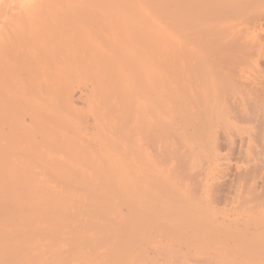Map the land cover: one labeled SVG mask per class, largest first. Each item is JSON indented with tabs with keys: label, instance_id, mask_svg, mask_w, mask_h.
Wrapping results in <instances>:
<instances>
[{
	"label": "bare ground",
	"instance_id": "6f19581e",
	"mask_svg": "<svg viewBox=\"0 0 264 264\" xmlns=\"http://www.w3.org/2000/svg\"><path fill=\"white\" fill-rule=\"evenodd\" d=\"M0 199V264H264V0H0Z\"/></svg>",
	"mask_w": 264,
	"mask_h": 264
},
{
	"label": "rangeland",
	"instance_id": "374dc122",
	"mask_svg": "<svg viewBox=\"0 0 264 264\" xmlns=\"http://www.w3.org/2000/svg\"><path fill=\"white\" fill-rule=\"evenodd\" d=\"M13 12H14V11H13ZM82 81H83V82H82ZM82 81H80V82H81L83 85L80 83V86H78V87H77V86H73V90H75V92H78V89L81 87V85H82V87L84 86V84H85L86 81H84V80H82ZM75 84H76V82H75ZM78 84H79V81H78ZM76 85H77V84H76ZM85 85H86V84H85ZM76 87H77V89H76ZM82 87H81V88H82ZM84 87H85V86H84ZM81 88L79 89V91H80V90H83V89H81ZM75 98H76V97H75ZM79 100H83V98H82V99L75 100V102H76V101H78V102H76V103L72 102L71 104L74 103L73 106L75 105V106L78 108V109H75V110L77 111V113H79V112H83V113H84L87 109H85L86 105L82 104V102L86 103V97L84 98L85 101H79ZM71 101H72V100H71ZM79 102H80V103H79ZM79 104H80V105H79ZM84 106H85V107H84ZM76 107H74V108H76ZM83 107H84V108H83ZM80 108H81V109H80ZM82 109H83L84 111H83ZM79 110H80V111H79ZM78 111H79V112H78ZM86 113H87V111H86ZM79 114H80V113H79ZM81 114H82V113H81ZM84 115H85V114H84ZM85 117H87L86 119H88V120H86V121L90 124V123H91V119H89L90 117L88 116V114H87ZM88 117H89V118H88ZM26 122H27V121H26ZM88 123L86 124V127H85V128L82 126V127L84 128V130H83L82 127L80 128V130L82 129V130L84 131V133H85V130H87L86 128L89 127V124H88ZM84 133H83V134H84ZM24 160H25V159H24ZM34 161H36V163H34ZM34 161H32V164H33V163H34L35 165H36V164H39V163H38L39 160H38V162H37V159L34 160ZM34 164H33V165H34ZM33 165H30V168L35 167V166H33ZM162 165H163V166H162ZM162 165H160L162 168H164V167L166 166V164H165V165L162 164ZM31 166H32V167H31ZM36 167H37V165H36ZM37 168H39V166H38ZM37 168H36V169H35V168L32 169L31 171H29V173L31 174V173L33 172L32 174H33V175H36L35 173H38V172H39L38 170H41V168L38 169V170H37ZM29 170H30V169H29ZM33 170H36V171H38V172H34ZM40 172H41V171H40ZM40 172H39L38 176H40V174H41ZM32 174H31V176H32ZM42 175H43V174H42ZM35 177H36V178H35ZM40 177H41V176H40ZM40 177L34 176L33 179H34V181H35V179H37V178H38L37 180H39ZM48 177H49V176H48ZM41 178H42V179H41ZM41 178H40L41 180H43V179H45V181H46V180H49V179L47 178V176H45V175H43ZM43 181H44V180H43ZM50 181H51V180H49V182H47V183H50ZM26 182H27V181H26ZM45 183H46V182H45ZM51 183H52V182H51ZM49 185H50V184H49ZM49 185H48V186H49ZM52 186H54V185H53V184L50 185V187H52ZM81 193L84 194V192H81ZM82 194H79V195H82ZM85 195H87V193H85V194L82 195L81 197L79 196V197L81 198L80 200H82V198H85V197H86ZM79 197H78V198H79ZM133 197H134V199L136 200L137 197H136L135 195H133ZM3 199H4V198H3ZM87 199H88V197H87ZM87 199H85V200L83 199V200H84V203L86 202V204H88V201H89V200H87ZM0 200H1V199H0ZM83 200H82V202H83ZM86 200H87V201H86ZM135 200H134V201H135ZM137 201H138V200H136V202H137ZM0 202H2V200H1ZM3 202H4V201H3ZM136 202H135V203H136ZM0 204H1V203H0ZM2 204H3V203H2ZM2 204H1V205H2ZM1 205H0V210L2 209V208H1ZM2 206H3V205H2ZM68 207H69V205H67V209L65 208L66 211L69 210ZM17 209L20 211L19 208H17ZM14 210H15V209H14ZM72 210H73V209H72ZM6 211H7V210H6ZM6 211L4 212V210H3V213H7ZM19 211H18V213H20ZM9 212L11 213V211H8V213H9ZM67 212H68V211H67ZM13 213H15V212H13ZM16 213H17V212H16ZM16 213H15L14 215H13L12 213L9 214V215L6 214V215H3V217H4L5 219H9L10 215H12V217H13V216L16 217V216H15ZM18 213H17V214H18ZM12 217H11V218H12ZM70 221H71V220H70ZM73 222L76 223V221H71L72 226H75V223H74V225H73ZM81 222H82V221H81ZM45 223H47V222H45ZM45 223H44V224H45ZM68 223L70 224L69 221H68ZM77 223H79V222H77ZM38 224H39V223H38ZM48 224H49V223H48ZM71 224L68 225V226H71ZM32 225H33V224H32ZM32 225H31V226H32ZM39 225L42 226V227H43V226L45 227V225H43V224H39ZM50 225H51V222H50ZM53 225H54V224H52V227H53ZM76 225H78V224H76ZM46 226H47V225H46ZM44 227H43V228H44ZM48 227L50 228L49 225H48ZM52 227H51V231L54 229V227H53V229H52ZM65 227H66V229H67L68 231H66ZM65 227H64L63 229H61V228H60V229H61L62 233H63V230H64V232H67L66 234H67V238H68L69 236H71V235L68 233V232H70L69 229L71 230V228L69 227V229H68L67 226H65ZM30 229H32V228L30 227ZM47 229H48V228H45L46 231H47ZM76 229H79V228H76ZM49 230H50V229H48V231H49ZM80 230H82V229H80ZM80 230H79V231H80ZM84 230H85V231H84ZM84 230H82L83 232H80V233L78 232L79 234L76 233V234H77V238H79V237H80V239H81V237H83V238H87L85 235H88V234H89L88 237L93 236V235H90V233H91V234L93 233L92 231H90V230H88V229H84ZM87 230H88V232L90 231V233H88ZM43 231H44V229H43ZM75 232H76V231H75ZM63 234H64V233H63ZM66 234H65V236H66ZM83 234H84V235H83ZM74 235H75V233H74ZM79 235H80V236H79ZM65 236H63V237L66 238ZM29 238H30V237H28V239H29ZM51 238H53V240H51ZM34 240L37 241V239H32V241H31L32 246H33V245H36V243L39 242V241H38V242L35 241V243H34ZM39 240H40V243H39V244L41 245V248H40V249H42V247H43L42 245H44L45 242L48 243V244H45V245H44V248L42 249V250L44 251V253L47 254V255L45 254L46 257L44 256L45 259H47V257H50V258H51L50 255H53L52 253H49V254H48L47 252H50V251H51V252H54L53 249L57 248V247H56V246H58L57 244H58L59 242H60L59 245L61 244V241H58V242L56 241V242H55V241H54V240H55L54 237H50V238H49V236H48V238H47V237H46V238H41V239H39ZM15 241H16L17 243H19V244L21 243V242H20L21 240H19V241H18V240H15ZM22 241H27V240H26V239H25V240L23 239ZM41 241H42L43 243H41ZM51 241H52V242H51ZM16 242H12V246H13V244H14V246H16V244H17ZM28 242H30V240H28L27 242H24V243L22 242V243L25 244V245H26V243H27V245L30 244V246H31V243H28ZM53 242H55V244H56V243H57V244L55 245ZM62 242H63V245H64V243H65L66 246L64 245L65 247H63L62 244L60 245L62 248L59 249V251H60V256H59V257H61V258L63 259V257L66 256V257H67L66 260H68V261H69L70 259H71V260H74V259H72V258H68V257H70V255H69V253H67L68 251L66 250V248H67V249H68V248L70 249V248H72V245H74V246H73V247H74L73 250H75L76 247L79 246L78 243L75 242V244H77V246L75 247V244H74V243H67L66 241H65V242L62 241ZM23 244H22V245H23ZM67 244H68V246H70V244H71V247H68ZM79 244H80V243H79ZM93 244L96 245V243H93ZM97 244H98V243H97ZM102 244H103V243H102ZM102 244H98V245L103 246ZM22 245H17L16 250L14 249L15 247L13 246V247H12L13 249H10V250L8 251V253H10V255L7 253V254L9 255L8 257L12 256V257L14 258L15 254H17L16 252H18V250H17V249L19 248L18 246H22ZM54 245H55V246H54ZM88 245H89V244H88ZM88 245H87V246H86V245H85V246L83 245L84 248L87 247L88 250H86V249H84L83 247H81V244H80V246L77 247V248L80 249V247H81V249L83 250L84 253H85V252L87 253V251H88V253H92V252H93L92 250H93L94 248H95L98 252H102V250H103V248L100 247V246H97V245H96V246L89 245V246H91V248H89ZM28 246H29V245H28ZM28 246H24V247H28ZM37 246H38V244H37ZM45 246H46V247H45ZM60 246H58V248H59ZM38 247H39V246H38ZM96 247H97V248H96ZM98 247H99V249H98ZM29 248H30V247H29ZM46 248H48V249L51 248L52 250H51V249H49V250L47 249V250H48V251H47V250H45ZM100 248H101V249H100ZM20 249H21V248H19V250H20ZM22 249H23V248H22ZM22 249H21L20 251H24V250H22ZM40 249H39V250H40ZM64 249L66 250V251H64V252L67 253V255H65V256H63L64 254H66V253H63V250H64ZM69 249H68V250H69ZM79 249H78V250H75V251H73L72 249H70L69 252H73V253H70V254H77L78 256H77V255H75V256H77L78 259H80L79 257L82 256L83 252H82L81 249H80L81 251H80ZM90 249H91V250H90ZM13 250L16 251L14 254H13ZM39 250H38V252H43V251H41V250L39 251ZM71 250H72V251H71ZM85 250H86V251H85ZM34 251H36V250H34ZM45 251H47V252H45ZM61 251H62V253H61ZM77 251H78V253H77ZM11 252H12V253H11ZM29 252H30V251H29ZM38 252H37V251H36V252L31 251L30 253H31V255L39 256ZM74 252H75V253H74ZM80 252H82L81 255H80ZM20 253H22V252H20ZM32 253H33V254H32ZM35 253H37V254H35ZM44 253H42V254H44ZM88 253H87V254H88ZM96 253H97V252H96ZM40 254H41V253H40ZM42 254H41V255H42ZM87 254H83V255H87ZM94 254H95V253H94ZM23 255H24V254H23ZM23 255H22V256H23ZM27 255H28L27 258H28V260H29V259H30L29 256H31V255H29V254H27ZM48 255H49V256H48ZM4 256H7V255L5 254ZM62 256H63V257H62ZM12 257H11V259H10V258L8 259V258L5 257V259H6L7 261H10V262L12 263L11 260H14V259H12ZM24 257H26V256L24 255ZM24 257H23V258H24ZM31 257H33V256H31ZM39 257H40V256H39ZM42 257H43V255L41 256L40 259H39L38 257H36V258L39 260V262H40V260H41V262H42ZM52 257H53V256H52ZM59 257H58V258H59ZM71 257L74 258V256H71ZM77 257H76V258H77ZM36 258H33L34 260L32 261L31 264H34V261H35ZM61 258H60V260L62 261ZM37 259H36V261H38ZM43 259H44V258H43ZM6 260H5V264H6V263H9V262H7ZM15 260H16V259H15ZM30 260H32V258H31ZM48 260H50V259H48ZM60 260H59V261H60ZM66 260L64 259V261H62V263H60L59 261H56V262H58V264H65V263L68 262V261H66ZM71 260L69 261L70 264L78 263V262H75V261H77V259H75V261H73V263H71ZM36 261H35V262H36ZM3 262H4V261H3ZM36 263H37V262H36ZM36 263H35V264H36ZM9 264H10V263H9ZM39 264H40V263H39ZM56 264H57V263H56Z\"/></svg>",
	"mask_w": 264,
	"mask_h": 264
}]
</instances>
